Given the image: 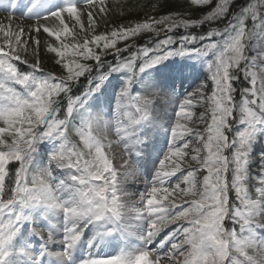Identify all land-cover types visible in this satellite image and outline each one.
<instances>
[{
  "label": "snow or ice",
  "instance_id": "snow-or-ice-1",
  "mask_svg": "<svg viewBox=\"0 0 264 264\" xmlns=\"http://www.w3.org/2000/svg\"><path fill=\"white\" fill-rule=\"evenodd\" d=\"M211 5L212 0H190L188 7L197 6L199 10L198 6ZM232 7L233 0H218L202 19L182 18L180 13L149 16L134 26L121 25L109 33L95 35L92 40L85 36L82 43L71 46V51L62 37L75 39L72 29L76 26L81 32L87 31L83 8L88 9V25L94 29L93 9L102 17L108 14L104 0H99L98 6L97 0H68L58 10L34 20L35 26L27 30L19 25L13 30L11 23L0 24L4 41L0 44V264H18L14 258L26 264H47L46 252L29 256L27 250L18 249L15 243L24 224L31 220L28 213L37 208L56 210L64 217V234L60 239L51 231L37 233L45 246L51 243L63 246L60 252L52 253L54 264H71L87 225L110 226L102 235L111 236L126 234L133 221L144 224L143 237L148 241L154 240L165 227L175 225L160 242L163 248L171 241L167 251H121L111 256L88 257L81 264H225L226 261L227 264H264V236L257 234L258 230L264 231V222L257 223L258 217L264 218V169L256 177L259 182L256 198L250 195L248 187L252 144L257 133L264 130V78L257 87V73L251 69L256 67V59L264 64V51L256 57L248 53L256 51V42L264 39V0L247 3L235 14L230 11ZM230 15L232 22L222 30L213 29L203 35L189 31L205 22L226 20ZM50 19L52 25L40 23ZM249 19L251 28L246 24ZM178 28L185 34L180 36L177 46L171 33ZM41 31L60 42L59 46L46 44L45 47L55 54L56 63L66 69L67 75L58 77L49 73L37 77L35 73L42 71L40 61L22 55L29 51L28 40L23 38ZM142 32L164 36L155 48L142 47L127 59H120L129 46L118 48V41ZM34 43L39 45V39ZM38 52V48H33L31 55ZM109 54L119 60L112 71L130 74L117 100L119 116L114 125L91 121L74 129L83 144L80 148L70 142L73 129L69 121L84 101L70 94L71 86L91 72L93 64L65 61L79 57L99 65ZM209 54L214 56L208 64L211 88L207 83L202 84L178 105L170 129V150L140 194L142 206L129 219L124 184L129 175H139V169L134 159L124 161L123 178L118 180V172L107 152L111 147L108 133L114 131L122 147L133 157V146L139 143L134 139L137 126L149 119L153 104L149 97L156 94L154 91L133 94L136 78L175 55L207 57ZM19 65H28L32 72H22ZM242 77L250 78V87L241 90L242 99L237 102L238 89L234 85ZM62 99L67 100L63 119L58 116ZM194 102L206 106L205 113L199 117L205 125L202 132L188 126ZM130 112L136 115L123 119ZM234 112L239 116H234ZM234 121L242 127L229 137L227 133H232ZM99 129L103 131L94 135ZM47 138L61 141L51 162L57 170L69 173L70 182L58 178L52 170L29 177L35 147ZM194 143L197 146L190 148ZM186 157L198 167L189 165L185 170L182 164ZM200 173L202 176H198ZM174 177L177 179L173 180ZM230 192L235 196L231 205ZM226 218L239 225V233L236 228L225 230Z\"/></svg>",
  "mask_w": 264,
  "mask_h": 264
},
{
  "label": "trees",
  "instance_id": "trees-1",
  "mask_svg": "<svg viewBox=\"0 0 264 264\" xmlns=\"http://www.w3.org/2000/svg\"><path fill=\"white\" fill-rule=\"evenodd\" d=\"M111 5L109 3L105 4L107 7L108 14L106 16L100 17L98 21L95 22V32L94 35H100L107 33L108 31L124 25L127 21L135 20L138 10L142 7V9H149L153 8V13L151 16H157L160 15H167L171 13H180L182 15V18L186 19H202L203 15L206 14L208 10L212 6H214L218 0H212L211 6H198L199 10H196L197 6H193V8H189L188 5L190 4V0H117L113 1ZM255 2V0H233V5L230 9V11L235 14L239 12L240 8L242 6H245L247 3ZM259 7V6H258ZM142 17V15H140ZM232 15H230L226 20H218L214 22H205L204 24L200 25L196 28L189 29L190 32L196 34V35H203L206 34L208 31L216 29V30H222L224 29L229 23L232 22ZM246 24L249 28L252 26L251 19L246 21ZM185 34L184 30L181 28L176 29L171 35H173L177 41V46L179 43V38L181 35ZM164 34H161L160 36H154L152 33L148 32H142L139 35L135 37H131L127 40H120L117 43L118 48H124L125 46H129L128 50L126 52L121 53L120 59H127L129 56L135 54L138 49L142 47H148V48H155L158 45V42L163 39ZM213 39H216L215 37ZM149 40V42H148ZM76 43V41L74 42ZM91 47H95V45H90ZM96 51H100V49H96ZM111 51V50H110ZM38 57H35L34 60H37ZM56 57L51 59L47 58L46 61L48 62L49 69L53 71L58 76L61 75H67L66 69L62 67L61 64H57L55 62ZM75 60L76 62L80 63H87V64H93L92 65V71L85 73L83 76H81L79 79V82L76 84H72L71 86V95L73 97H76L77 95H80L86 86L91 83L92 80H94L102 71L103 69L112 68L114 67L119 60L112 54L106 55L103 57L102 61L109 62L110 61L117 63L114 64H105L101 67H97L94 63V61L91 60H76L75 57H69L65 62H69ZM50 63V64H49ZM140 60H137V65H139ZM44 67L46 65L43 64ZM74 66V65H73ZM47 68V67H46ZM253 71V69H251ZM127 72V71H123ZM128 73V72H127ZM129 74V73H128ZM237 87L238 91L235 93L236 101H241V90L245 87H250V78L248 80L241 78V81L237 82L235 85ZM67 105V101L64 106ZM63 107L60 109L63 110ZM238 112H236L237 116Z\"/></svg>",
  "mask_w": 264,
  "mask_h": 264
},
{
  "label": "rangeland",
  "instance_id": "rangeland-1",
  "mask_svg": "<svg viewBox=\"0 0 264 264\" xmlns=\"http://www.w3.org/2000/svg\"><path fill=\"white\" fill-rule=\"evenodd\" d=\"M98 6V4H97ZM83 16L82 19L84 21V25H85V29L87 30L86 32H81L79 29V26H76L74 29H72L73 32H75L76 36L75 38H77L80 42H83L85 36L89 39L92 40L94 39L91 36V29L89 28L88 25V20H87V8H83ZM94 11V15H95V19L97 18V16L99 15L98 11L96 9H93ZM153 12V9H142V7L138 10L137 12V16L138 18H136L135 20L129 21L125 23V27L127 26H134L135 23L137 22H143L146 18H148L151 13ZM140 15H142V17H140ZM11 23V26L13 28V30H15L17 28V26H23L26 30L33 28L35 26V22L33 21H24L22 19H17V18H12L11 20H9V17L6 16H0V24H8ZM44 23H48L49 25L53 24L52 20H48L45 22H41V24ZM69 27L72 28L71 23L69 24ZM3 38L2 36H0V39ZM23 39H27L28 40V49L29 51L32 52L33 48H38L39 52L38 54L41 55L40 58L43 60H45L46 58L44 57H49V55H51L52 53L48 52L46 50L45 45L46 44H54L55 46H59V41H55V38H48L46 36L45 33H43L42 31L39 34H34L31 38L28 37H24ZM36 39H39V45H36L34 43V41ZM0 44H1V40H0ZM256 51L254 50V55L255 57L259 55L258 52L260 51H264V39L258 40L256 42ZM43 55V56H42ZM258 65V70H257V79L260 82V80L262 78H264V64H262L260 59H256L255 61ZM165 65V64H164ZM167 69L171 70L172 69V64H168L167 65ZM210 73V72H209ZM211 76V74H210ZM171 100H168V94L167 91L164 90L162 93L158 94V96H154L152 97L153 100V104H152V108L151 111L154 112V117H157L158 112H161V110H164L165 112L169 113L171 112L173 115L176 116V112H177V108L178 105L183 101L180 98L177 97H173L171 96ZM110 98V96H109ZM151 99V97H149ZM190 111L193 112L192 108L190 109ZM136 115L134 112H132V116ZM195 115V114H194ZM194 115H192V119L194 120ZM130 117H128L127 119H129ZM106 119V118H104ZM106 121V120H105ZM110 127V126H109ZM152 127V126H151ZM103 130L99 129L97 131V135H99ZM142 137L141 133L136 134V136L134 137V139L140 141ZM108 139L111 141V147L110 150L108 151L109 155H111L114 158V164L118 169H121V171H124V169L122 168V164L123 161L126 157H128L126 150L122 147V143H119V139L118 137H116L114 131L109 132L108 133ZM62 172V177L66 182H70L68 181V177H69V173L64 170L61 171ZM174 228V227H173Z\"/></svg>",
  "mask_w": 264,
  "mask_h": 264
}]
</instances>
